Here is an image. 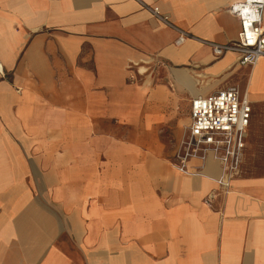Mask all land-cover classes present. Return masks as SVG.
<instances>
[{
    "label": "crops",
    "instance_id": "crops-1",
    "mask_svg": "<svg viewBox=\"0 0 264 264\" xmlns=\"http://www.w3.org/2000/svg\"><path fill=\"white\" fill-rule=\"evenodd\" d=\"M239 1L0 0V264H264V174L172 164L194 97L264 106V56L213 51Z\"/></svg>",
    "mask_w": 264,
    "mask_h": 264
},
{
    "label": "built area",
    "instance_id": "built-area-1",
    "mask_svg": "<svg viewBox=\"0 0 264 264\" xmlns=\"http://www.w3.org/2000/svg\"><path fill=\"white\" fill-rule=\"evenodd\" d=\"M229 11L238 18L236 39L224 45H214L215 56L227 51L237 55L240 65H254L264 56V0H244L230 4ZM155 16L167 22L157 11ZM183 40L180 34L176 42ZM190 122L176 149L173 166L186 175L200 174L199 167L210 157L219 164L215 179L218 190L227 193L232 181L241 175L247 145L252 103L246 91L237 86L219 89L209 95H198L190 102ZM198 161L199 166L190 165ZM214 197L210 193L206 199Z\"/></svg>",
    "mask_w": 264,
    "mask_h": 264
},
{
    "label": "rangeland",
    "instance_id": "rangeland-1",
    "mask_svg": "<svg viewBox=\"0 0 264 264\" xmlns=\"http://www.w3.org/2000/svg\"><path fill=\"white\" fill-rule=\"evenodd\" d=\"M146 68L145 74L151 75L154 82L163 81V65L158 62H149L142 65ZM254 122L251 124L247 147L242 164V172L248 174H264V106L255 110Z\"/></svg>",
    "mask_w": 264,
    "mask_h": 264
}]
</instances>
